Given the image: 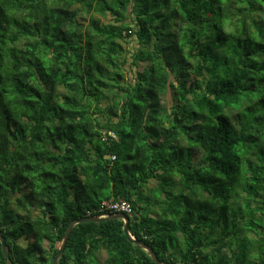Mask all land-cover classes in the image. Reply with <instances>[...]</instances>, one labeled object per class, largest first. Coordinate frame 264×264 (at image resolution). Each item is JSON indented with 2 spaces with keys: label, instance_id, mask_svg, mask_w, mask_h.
Segmentation results:
<instances>
[{
  "label": "trees",
  "instance_id": "trees-1",
  "mask_svg": "<svg viewBox=\"0 0 264 264\" xmlns=\"http://www.w3.org/2000/svg\"><path fill=\"white\" fill-rule=\"evenodd\" d=\"M116 199L164 264H264V0H0L12 264H52ZM58 263L155 264L120 219L75 225Z\"/></svg>",
  "mask_w": 264,
  "mask_h": 264
},
{
  "label": "water",
  "instance_id": "water-1",
  "mask_svg": "<svg viewBox=\"0 0 264 264\" xmlns=\"http://www.w3.org/2000/svg\"><path fill=\"white\" fill-rule=\"evenodd\" d=\"M107 220V219H120L123 221V232L127 238V240L130 243H133L135 245H137L138 247H140L141 249L145 250L149 256L151 257V259L153 260V262L155 264H164L163 262H161L156 253L153 251V249L151 248V246H149L147 243H145L144 241L138 240L135 237H133L130 232H129V216H127L124 213H111L108 214L105 217H99V216H90V217H84V218H78V219H73L71 220L68 225L67 228L65 230V233L63 234L60 244L58 246V249L56 251V254L53 257V261L52 264H59L58 260L60 258V256L62 255L68 236L72 230V228L80 223H85V222H98L101 220ZM0 246H1V250L3 252L4 257L6 258V260L8 262H10V264H12L11 259H10V254H9V248L5 242V237L2 235V233L0 232Z\"/></svg>",
  "mask_w": 264,
  "mask_h": 264
},
{
  "label": "built area",
  "instance_id": "built-area-1",
  "mask_svg": "<svg viewBox=\"0 0 264 264\" xmlns=\"http://www.w3.org/2000/svg\"><path fill=\"white\" fill-rule=\"evenodd\" d=\"M99 211L103 213H124L130 217L132 209L128 201L125 199L105 200L102 201ZM105 216V215H104Z\"/></svg>",
  "mask_w": 264,
  "mask_h": 264
},
{
  "label": "rangeland",
  "instance_id": "rangeland-1",
  "mask_svg": "<svg viewBox=\"0 0 264 264\" xmlns=\"http://www.w3.org/2000/svg\"><path fill=\"white\" fill-rule=\"evenodd\" d=\"M100 18V17H99ZM101 19V22H103V23H110L111 21H110V19H109V17H106V18H100ZM77 21H78V24H80V25H83V27L87 24V22H88V16H86L83 12H80L79 13V16H78V18H77ZM120 46H121V48H122V50L125 52L124 54L126 55V52H127V45L126 44H124L123 42H120ZM127 67V66H126ZM228 116H231V117H233L232 115H233V113L230 111V110H226V112H225ZM45 248H46V243H45Z\"/></svg>",
  "mask_w": 264,
  "mask_h": 264
},
{
  "label": "clouds",
  "instance_id": "clouds-1",
  "mask_svg": "<svg viewBox=\"0 0 264 264\" xmlns=\"http://www.w3.org/2000/svg\"><path fill=\"white\" fill-rule=\"evenodd\" d=\"M105 216H107V215H105ZM105 216H102V217H105Z\"/></svg>",
  "mask_w": 264,
  "mask_h": 264
}]
</instances>
